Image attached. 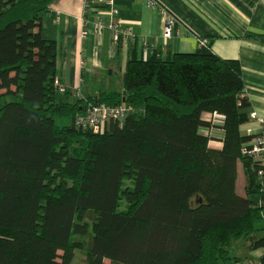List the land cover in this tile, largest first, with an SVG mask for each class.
<instances>
[{"label": "trees", "instance_id": "16d2710c", "mask_svg": "<svg viewBox=\"0 0 264 264\" xmlns=\"http://www.w3.org/2000/svg\"><path fill=\"white\" fill-rule=\"evenodd\" d=\"M53 1L0 0V264H74L77 252L84 264H239L234 242L264 250V167L242 156L253 135L240 130V62L211 42L132 55L125 102L124 91L70 102L55 86L58 45L41 34ZM93 103L133 111L96 134L76 126ZM212 128L222 149L201 133Z\"/></svg>", "mask_w": 264, "mask_h": 264}, {"label": "crops", "instance_id": "0c3cea01", "mask_svg": "<svg viewBox=\"0 0 264 264\" xmlns=\"http://www.w3.org/2000/svg\"><path fill=\"white\" fill-rule=\"evenodd\" d=\"M154 1L158 7H152L150 0H113L118 9L116 20L139 40L148 42L149 55L157 52L166 59L178 53H195L200 40H206L217 56L238 60L250 103L249 120L241 126V133L264 132V0ZM86 3L87 0H54L41 25L43 38L58 45L57 79L68 89L66 98L70 102L78 100L74 92L88 99L104 92L124 91L123 77L130 57L143 58L141 42L120 46L110 28L98 35L97 21L109 23L111 16L102 6L86 12ZM168 16L176 23L172 38L165 42L161 35ZM252 113L257 119H251ZM201 133L207 134L204 130ZM222 139L221 131L216 130L210 147L222 149ZM244 178L243 165L239 163L238 180ZM245 195L246 192L241 194ZM237 248L239 264H261L263 249L252 250L249 242Z\"/></svg>", "mask_w": 264, "mask_h": 264}, {"label": "built area", "instance_id": "2783aa9c", "mask_svg": "<svg viewBox=\"0 0 264 264\" xmlns=\"http://www.w3.org/2000/svg\"><path fill=\"white\" fill-rule=\"evenodd\" d=\"M152 7H158L157 2L150 0ZM94 6H102L107 8L111 20L106 23L103 19H100L95 24V31L98 35H102L106 28H110L115 32V40L119 43L123 39V45L129 46L131 44H137L141 42L142 45V57L145 59L148 57L150 48L148 42L139 40L138 36L133 34L129 28L122 27L121 24L116 20L118 15V9L114 6L113 0H87L86 12L91 11ZM175 18L168 16L166 17L165 23L162 28V38L165 42L172 38L173 29L175 26ZM200 47L207 46L208 41L200 40ZM55 86L57 91L61 94L68 93V89L61 85L58 79H56ZM74 96L77 99H81L80 92H74ZM133 111V107L126 103L121 105L110 107L102 103L88 104L84 113L80 115L76 120V126L85 131H91L93 133H103L106 131L109 124L113 121L123 120L129 113ZM251 119H257V115L252 113ZM207 119L213 124H220L224 121V115L214 113L207 115ZM223 135V133H221ZM207 136L214 137L216 130L212 128L207 131ZM251 135V134H250ZM242 156L249 157L260 166L264 167V132L253 135V139L242 146ZM262 175V172H260Z\"/></svg>", "mask_w": 264, "mask_h": 264}, {"label": "rangeland", "instance_id": "374dc122", "mask_svg": "<svg viewBox=\"0 0 264 264\" xmlns=\"http://www.w3.org/2000/svg\"><path fill=\"white\" fill-rule=\"evenodd\" d=\"M59 97L62 98L63 97V94H59ZM242 179H239L238 180V184L236 186V189H237V193L239 195H243L244 192H245V178L241 181ZM251 199L253 201H256L258 202L259 201V197L257 195H254V196H251ZM245 240L242 239L240 241H236L234 242L233 246H232V254L233 255H237V251H238V246H242L245 244ZM84 261H85V256L81 253V252H77L76 253V258H75V261H74V264H84ZM105 264H111L110 261H106Z\"/></svg>", "mask_w": 264, "mask_h": 264}, {"label": "water", "instance_id": "95a60500", "mask_svg": "<svg viewBox=\"0 0 264 264\" xmlns=\"http://www.w3.org/2000/svg\"><path fill=\"white\" fill-rule=\"evenodd\" d=\"M123 96H124L123 102H125L126 101V98H125L126 97V92L125 91L123 92Z\"/></svg>", "mask_w": 264, "mask_h": 264}]
</instances>
